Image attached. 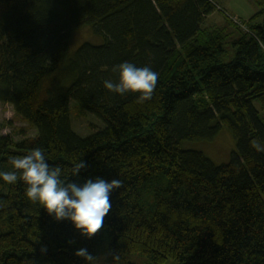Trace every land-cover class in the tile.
I'll return each instance as SVG.
<instances>
[{
	"label": "trees",
	"instance_id": "16d2710c",
	"mask_svg": "<svg viewBox=\"0 0 264 264\" xmlns=\"http://www.w3.org/2000/svg\"><path fill=\"white\" fill-rule=\"evenodd\" d=\"M216 8L225 14L213 0H0V102L37 130L0 135V170L38 147L66 182L121 181L91 238L27 200L22 180L0 181V264H264L263 9L240 19L246 29L229 17L230 30L202 26ZM86 24L103 42L70 53ZM123 61L158 73L150 99L104 88ZM71 99L103 127L77 135ZM221 127L236 144L227 162L180 147Z\"/></svg>",
	"mask_w": 264,
	"mask_h": 264
},
{
	"label": "clouds",
	"instance_id": "9594fccd",
	"mask_svg": "<svg viewBox=\"0 0 264 264\" xmlns=\"http://www.w3.org/2000/svg\"><path fill=\"white\" fill-rule=\"evenodd\" d=\"M112 70L117 73V79L104 80V88L119 95L139 93L140 102L152 97L158 73L151 67L123 61ZM85 167V162L80 160L72 167L71 174L75 175ZM18 180L25 185L27 200L38 204L55 221L68 220L85 238H91L102 227L112 207L110 194L121 184L119 179L100 177L85 179L83 183L66 182L61 166L50 164L38 147L20 158H12L11 170H0V181L15 184ZM76 254L89 262L93 260L85 248L77 249Z\"/></svg>",
	"mask_w": 264,
	"mask_h": 264
},
{
	"label": "rangeland",
	"instance_id": "374dc122",
	"mask_svg": "<svg viewBox=\"0 0 264 264\" xmlns=\"http://www.w3.org/2000/svg\"><path fill=\"white\" fill-rule=\"evenodd\" d=\"M223 3L222 7L226 10L230 18H239L248 20L263 9L258 16L259 20L264 18V0H214ZM221 5V4H220ZM225 15L219 11H213L202 22L206 27L228 26L225 21ZM104 40L103 36L94 32L90 25H79L71 30L68 41L69 52H73L81 43L100 44ZM225 51L220 56L222 61L227 62L234 56V47L229 42L224 44ZM255 107L259 111V116L264 120V109L255 102ZM70 125L71 129L79 136L84 137L93 131L102 128L103 123L94 114L83 109L79 103L74 100L69 102ZM37 133L36 128L28 126V123L21 120L13 111L12 105L0 102V135L8 134L13 140H19L23 137L34 136ZM180 147L184 149H194L201 151L214 164L227 162L233 151H236L235 140L230 130L226 127L221 129L210 139L183 140ZM130 259L138 264H146L144 257L132 254ZM95 264H107V258L100 256Z\"/></svg>",
	"mask_w": 264,
	"mask_h": 264
},
{
	"label": "crops",
	"instance_id": "0c3cea01",
	"mask_svg": "<svg viewBox=\"0 0 264 264\" xmlns=\"http://www.w3.org/2000/svg\"><path fill=\"white\" fill-rule=\"evenodd\" d=\"M214 1V0H213ZM215 2V4L217 5V7H219V8H221L222 10H224V12H225V14L222 12V11H220L219 9H217L216 8V11H219V12H221V13H223L224 15H225V18L226 17H229V16H231V15H228V13L226 12V10L222 7V4L223 3H219L218 1H214ZM221 4V5H220ZM215 11V10H214ZM213 12V11H212ZM211 12V13H212ZM208 16V15H207ZM231 17H233V16H231ZM230 18V17H229ZM225 21H227V18H226V20Z\"/></svg>",
	"mask_w": 264,
	"mask_h": 264
},
{
	"label": "built area",
	"instance_id": "2783aa9c",
	"mask_svg": "<svg viewBox=\"0 0 264 264\" xmlns=\"http://www.w3.org/2000/svg\"><path fill=\"white\" fill-rule=\"evenodd\" d=\"M231 20L241 28L246 29V26L239 18H231Z\"/></svg>",
	"mask_w": 264,
	"mask_h": 264
},
{
	"label": "bare ground",
	"instance_id": "6f19581e",
	"mask_svg": "<svg viewBox=\"0 0 264 264\" xmlns=\"http://www.w3.org/2000/svg\"><path fill=\"white\" fill-rule=\"evenodd\" d=\"M103 249V248H102ZM131 254V253H130ZM128 259H129V257H128Z\"/></svg>",
	"mask_w": 264,
	"mask_h": 264
}]
</instances>
